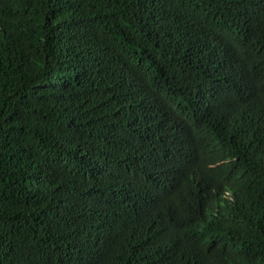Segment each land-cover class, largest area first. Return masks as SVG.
<instances>
[{
    "label": "trees",
    "instance_id": "1",
    "mask_svg": "<svg viewBox=\"0 0 264 264\" xmlns=\"http://www.w3.org/2000/svg\"><path fill=\"white\" fill-rule=\"evenodd\" d=\"M0 264H264V0H0Z\"/></svg>",
    "mask_w": 264,
    "mask_h": 264
}]
</instances>
